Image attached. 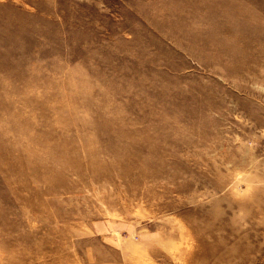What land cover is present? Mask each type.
Listing matches in <instances>:
<instances>
[{
  "label": "rangeland",
  "instance_id": "rangeland-1",
  "mask_svg": "<svg viewBox=\"0 0 264 264\" xmlns=\"http://www.w3.org/2000/svg\"><path fill=\"white\" fill-rule=\"evenodd\" d=\"M245 22L249 58L203 48ZM93 138L148 176L43 167ZM29 232L41 264H264V0H0V253Z\"/></svg>",
  "mask_w": 264,
  "mask_h": 264
},
{
  "label": "bare ground",
  "instance_id": "bare-ground-1",
  "mask_svg": "<svg viewBox=\"0 0 264 264\" xmlns=\"http://www.w3.org/2000/svg\"><path fill=\"white\" fill-rule=\"evenodd\" d=\"M250 21V20H249ZM252 22H245L242 24H238L232 27L231 32V38L227 39L225 43H223L221 46H219L214 40H209L207 43H204L202 46L203 48L209 47L210 49H223L227 54H230L234 58H238L239 55H242L245 58H249V47L251 45V38L253 36H259L255 31H251L250 29L252 27H256ZM233 30H235V33H233ZM247 38V39H245ZM245 39V40H244ZM229 54V55H230ZM122 137V136H121ZM11 141V140H10ZM94 144L91 145V141L88 139L87 141H83V143L79 145H71L72 150L70 151L69 148L63 147L64 143H57L55 146L52 147V149H56L53 151L58 152L59 151V160L56 161H49L47 160L43 167H49V163H54V166H57L56 163L60 164L61 166H64V164L70 162H74L78 165H83L85 161H87L85 158L81 157L79 158V152L85 151L87 153L86 158L91 164H98V167L106 168L108 171L115 168V167H121V175L123 177H126L130 179L131 174L133 171L138 170L140 172V175L136 179V182L139 183L143 177L148 176L147 171L145 170V167L148 165L146 161H135L134 160V154L136 151H134L133 146L130 144L124 143L123 146L121 145H115L112 143H109L107 145L106 149H98L95 147V144H100V140L94 139L92 140ZM62 146V147H61ZM99 148H102L99 146ZM70 153L74 154V158H70V160H67V155ZM103 154H109L113 155L114 159L111 163H105L100 158V155ZM18 162L26 163V160L23 158H17ZM62 163V164H61ZM24 166V165H23ZM19 170V169H18ZM22 172V171H21ZM17 174V173H16ZM21 174V173H20ZM15 175V174H14ZM19 175V174H18ZM111 175L107 173V177H110ZM100 174L95 171L94 179H99ZM45 179V178H44ZM35 181V180H34ZM46 181V179H45ZM5 225V222L3 223V226ZM17 229H14L13 231H16ZM50 232H53L50 230ZM32 236V233H22L19 234V237L14 240L13 243H3V251L0 253V264H41L38 260L39 258H43L44 254V248H39L41 242L37 245L29 244L26 247L21 246L19 243L24 241L26 242L30 237ZM61 237H65L64 234H62ZM2 243H0L1 245ZM19 246V247H18ZM41 254H43L41 256ZM76 264L71 261L70 257L61 256L60 258H56L51 260L50 262L46 264Z\"/></svg>",
  "mask_w": 264,
  "mask_h": 264
}]
</instances>
